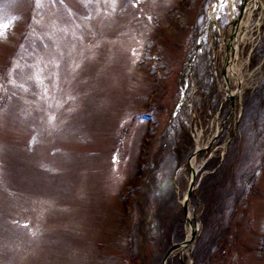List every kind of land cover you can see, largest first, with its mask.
Masks as SVG:
<instances>
[{
  "label": "rangeland",
  "instance_id": "1",
  "mask_svg": "<svg viewBox=\"0 0 264 264\" xmlns=\"http://www.w3.org/2000/svg\"><path fill=\"white\" fill-rule=\"evenodd\" d=\"M213 2L0 0V264H155L196 148L165 263L264 264V0L225 74Z\"/></svg>",
  "mask_w": 264,
  "mask_h": 264
},
{
  "label": "water",
  "instance_id": "2",
  "mask_svg": "<svg viewBox=\"0 0 264 264\" xmlns=\"http://www.w3.org/2000/svg\"><path fill=\"white\" fill-rule=\"evenodd\" d=\"M244 3V2H243ZM243 3H242V6L240 8V13L238 15V17L236 18V20H233L231 23H232V27H235L237 28L238 27V23L241 19V16H242V13H243ZM236 33V29L235 31L232 32L231 34V38L235 35ZM231 55H227L226 57V60H225V67H223V73L225 74V68L226 66L230 65L231 64V59H232V56L234 54V47L232 46L231 47ZM226 63H228L226 65ZM239 89V83H238V86H237V90ZM233 95L231 94L230 95V98L232 99ZM197 150H199V148H196L192 154L189 155V157L187 158V163L189 164L190 166V170H191V178H190V183H189V186H188V189L186 191V195L184 196V199L182 201V204H183V209H184V212H185V219H186V222L188 223L189 225V236L185 237L182 241L180 242H175L173 243L168 249L167 251L165 252L164 256H163V261H162V264H166L165 261H166V258L168 257V255L170 254V252L175 249L176 247H186L187 245H189V243H191L192 239L194 238V235H195V231H196V228L195 226L193 225V223L191 222L190 220V217L188 216V200H189V194L192 190V188L194 187V176H195V173H196V169L193 168L192 164H191V159L194 157V155L196 154Z\"/></svg>",
  "mask_w": 264,
  "mask_h": 264
},
{
  "label": "trees",
  "instance_id": "3",
  "mask_svg": "<svg viewBox=\"0 0 264 264\" xmlns=\"http://www.w3.org/2000/svg\"><path fill=\"white\" fill-rule=\"evenodd\" d=\"M172 156H174V167L176 166V164L178 163V161L181 160L182 158V154H181V150L180 148H176V150L173 152ZM202 220H204V216L202 215ZM161 239H158L157 240V243H158V247H157V250H156V253L158 254L157 256L159 257L157 260H155V264H160V261L162 259V256H163V253H164V249L169 245L168 242H165V241H162L160 242ZM153 264V263H152ZM179 264H181L179 262Z\"/></svg>",
  "mask_w": 264,
  "mask_h": 264
},
{
  "label": "bare ground",
  "instance_id": "4",
  "mask_svg": "<svg viewBox=\"0 0 264 264\" xmlns=\"http://www.w3.org/2000/svg\"><path fill=\"white\" fill-rule=\"evenodd\" d=\"M239 27V26H238ZM236 33H237V31H236ZM228 63H226V65H227ZM228 69V71H231V67H228L227 68ZM188 216L190 217V214H189V212H188Z\"/></svg>",
  "mask_w": 264,
  "mask_h": 264
}]
</instances>
